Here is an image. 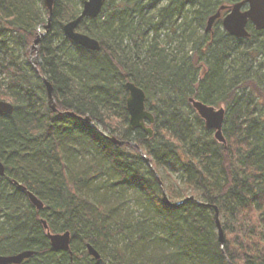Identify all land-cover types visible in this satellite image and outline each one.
<instances>
[{"label": "trees", "instance_id": "obj_1", "mask_svg": "<svg viewBox=\"0 0 264 264\" xmlns=\"http://www.w3.org/2000/svg\"><path fill=\"white\" fill-rule=\"evenodd\" d=\"M83 1L55 0L34 66L43 0H0V100L14 107L0 115V255L32 250L20 264H264V31L248 25L236 38L216 20L212 34H199L224 0H106L78 25L100 45L90 51L62 31ZM128 81L145 93L151 137L129 126ZM189 98L224 105V144ZM41 220L69 232L70 253L52 249Z\"/></svg>", "mask_w": 264, "mask_h": 264}, {"label": "water", "instance_id": "obj_2", "mask_svg": "<svg viewBox=\"0 0 264 264\" xmlns=\"http://www.w3.org/2000/svg\"><path fill=\"white\" fill-rule=\"evenodd\" d=\"M106 0H84L82 3V8L78 16L72 20H69L62 26L63 34L66 38L71 40L73 43L87 49L90 51H98L100 45L98 41L85 33L77 31V27L81 20L84 18H96L104 5ZM55 0H43V5L48 12L47 22L43 25V29L47 30L50 26V21L53 13ZM226 6L221 5L219 9L208 17L205 27V32H211L214 22L220 18L221 11L224 10ZM251 24L256 30L264 31V0H241L232 4L229 7V11L222 17L221 24L223 29L230 35L236 38H245L249 36L247 30V24ZM42 34H37L33 40L32 48L37 49V44L40 40ZM36 56V54H35ZM33 62V60H32ZM42 82L45 87L46 101L47 105L52 112H58L56 108V103L52 95V85L45 77H42ZM127 89V97L125 99L126 111L128 113V122L131 129H141L144 133L148 134V137L152 136V125L154 122V116L145 107V93L144 91L136 86L133 82L128 81L125 83ZM189 103L195 109L198 116L204 120V125L206 128L214 131L215 139L220 143H225V139L222 134V125L224 121V109H215L214 106H209L201 101L194 98H189ZM13 105L4 100H0V115L7 114L10 115L13 112ZM66 115L73 118H80L73 111L65 112ZM264 116V114H263ZM83 121L88 123L90 126L94 127L91 119L86 115ZM105 137L115 145H122L124 142L118 140L115 136ZM133 146H136L132 142H128ZM139 150V149H138ZM140 155L149 164V159L139 150ZM4 175V166L0 161V176ZM14 184L18 185L19 188L26 192V196L30 203L38 211L43 207V203L38 199L32 192L27 191L26 188L17 182ZM192 199V197H187L182 201L172 203V206L180 205L183 202ZM163 200L168 204L166 196H163ZM215 214V224L217 228L218 240L223 246L224 234L220 225L218 218V209L214 207ZM41 223L46 230L47 237L49 239V244L54 250H67L69 253L70 245V234L68 231L62 233H52L48 230V226L45 220H41ZM88 254H90L96 260L99 259L98 252L90 245H86ZM34 252L32 250H24L13 255H0V264H20L23 260L29 258Z\"/></svg>", "mask_w": 264, "mask_h": 264}, {"label": "rangeland", "instance_id": "obj_3", "mask_svg": "<svg viewBox=\"0 0 264 264\" xmlns=\"http://www.w3.org/2000/svg\"><path fill=\"white\" fill-rule=\"evenodd\" d=\"M224 4L225 5H229V4H232V2L230 1V0H224ZM79 7H80V9H81V5H79ZM45 25V24H44ZM220 28H222V26H220ZM213 29H214V26H213ZM48 30V29H47ZM47 30H44L43 29V26H41V27H39L38 29H37V33H36V35L37 34H42V36L46 33V31ZM197 30V32L199 33V34H201L203 31H204V28L203 27H200V28H197L196 29ZM42 36L40 37V39L42 38ZM163 36V35H162ZM35 39V38H34ZM40 41V40H39ZM175 42H172V44L171 45H175L174 44ZM32 45H33V42H32V44H31V46H30V52H29V54H28V57H29V59H30V62H31V64L32 65H34V66H37L38 65V63H39V60H38V58H37V54H38V47H39V42H38V44H37V49L36 48H32ZM186 49L187 50H189L190 49V46L188 45L187 47H186ZM17 53H19L20 54V58H23V51H18V52H15V54H17ZM35 54H36V56H35ZM32 60H33V63H32ZM42 77H44V76H42ZM4 101H6V102H9L8 100H4ZM9 103H11V102H9ZM220 107H222V108H224V105H222V104H220V105H218V106H215V108L217 109V108H220ZM263 112H264V110H263ZM195 113H196V111H195ZM197 114V113H196ZM264 114V113H263ZM117 123H118V121L117 120H115V121H113V127L114 128H116V129H122L119 125H117ZM87 158V157H86ZM177 177V175L176 174H171V179H174V178H176ZM135 198H136V195L133 193V192H131L130 193V195H129V206L133 209V210H138L139 209V206L137 205V203H136V200H135Z\"/></svg>", "mask_w": 264, "mask_h": 264}, {"label": "bare ground", "instance_id": "obj_4", "mask_svg": "<svg viewBox=\"0 0 264 264\" xmlns=\"http://www.w3.org/2000/svg\"><path fill=\"white\" fill-rule=\"evenodd\" d=\"M214 135V134H213ZM182 200H184V199H182ZM182 200H180V201H182ZM179 202V201H178ZM186 202V201H185ZM184 203V202H183ZM216 207V206H215ZM218 218H219V214H218ZM220 221V220H219ZM217 229V228H216ZM224 234V233H223Z\"/></svg>", "mask_w": 264, "mask_h": 264}, {"label": "flooded vegetation", "instance_id": "obj_5", "mask_svg": "<svg viewBox=\"0 0 264 264\" xmlns=\"http://www.w3.org/2000/svg\"><path fill=\"white\" fill-rule=\"evenodd\" d=\"M225 12H227V11L225 10L224 12H222V15H223Z\"/></svg>", "mask_w": 264, "mask_h": 264}]
</instances>
